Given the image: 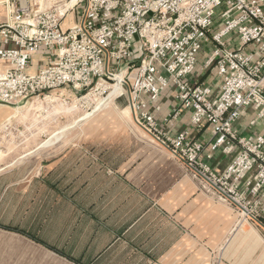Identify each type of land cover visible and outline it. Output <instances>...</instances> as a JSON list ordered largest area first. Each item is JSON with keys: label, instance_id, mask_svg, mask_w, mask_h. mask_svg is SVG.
Returning <instances> with one entry per match:
<instances>
[{"label": "built area", "instance_id": "2783aa9c", "mask_svg": "<svg viewBox=\"0 0 264 264\" xmlns=\"http://www.w3.org/2000/svg\"><path fill=\"white\" fill-rule=\"evenodd\" d=\"M49 6L43 8L44 3ZM7 0L9 20L0 24V104L19 107L56 91L110 89L124 72L121 93L135 123L165 145L228 202L264 226V0ZM223 7V10L219 9ZM79 10L77 22L65 20ZM233 35L235 39H230ZM233 41L238 45L234 46ZM211 52L202 72L222 78L217 93L197 76L198 56ZM42 49L47 62L35 69ZM136 52L141 55L137 56ZM173 88L195 129L211 126L207 159L234 155L216 173L201 160L203 143L188 132L161 137L149 106ZM250 109L243 135L239 120ZM175 112L167 123L179 116Z\"/></svg>", "mask_w": 264, "mask_h": 264}, {"label": "crops", "instance_id": "0c3cea01", "mask_svg": "<svg viewBox=\"0 0 264 264\" xmlns=\"http://www.w3.org/2000/svg\"><path fill=\"white\" fill-rule=\"evenodd\" d=\"M6 2L0 8V24L7 21ZM210 48L199 54L196 72L199 80L217 93L215 71L202 72ZM46 62L44 49L33 56L35 69ZM4 68L6 63L0 61V70ZM8 108L0 104V128L7 122ZM149 110L161 137L188 132L193 140L203 143L201 160L216 173L227 169L234 155L217 151L207 159L211 126L206 122L195 129L191 111L180 107L173 88L164 90ZM177 111L179 116L167 123ZM253 118L252 110L243 113L239 120L243 135L263 131L261 123L250 125ZM139 128L144 135L132 133V146L97 144L65 148L59 153L53 148L56 144L48 147L54 157L49 161L47 180L55 195L70 201L73 214H79L86 245L80 257L50 247L81 264H209L217 252L221 264H264V226L236 213L234 204L210 183L202 184L160 140ZM61 166H73L74 173L68 171L58 179Z\"/></svg>", "mask_w": 264, "mask_h": 264}, {"label": "rangeland", "instance_id": "374dc122", "mask_svg": "<svg viewBox=\"0 0 264 264\" xmlns=\"http://www.w3.org/2000/svg\"><path fill=\"white\" fill-rule=\"evenodd\" d=\"M3 1L0 2V8ZM49 5V2L44 3L43 8ZM220 10H223V7L217 12ZM78 12L79 10H75L73 16L65 20V28L77 22ZM6 15L8 21V12ZM229 38L235 39L233 35ZM233 45L237 46V41H233ZM136 55L140 56L141 53L136 52ZM214 76L219 87L222 78L217 74ZM109 93L110 89L100 87L89 93H66L62 90L54 92L45 100H39L38 103L32 100L19 107L8 108L7 117H10V121L8 126L0 131V168L8 167L0 170V225L23 231L48 246L51 244L73 256H81L86 245L82 241L80 216L73 214L70 201L55 195L50 187L47 180L48 168L54 155L50 156V148H38L41 142L49 139L53 131L67 123H74L87 114H91L88 120L80 125L75 124L65 134L64 140L53 147L57 148L58 153L65 148L97 144L132 146V142L129 143L131 134L140 137L144 132L133 122V112L128 111L130 115L123 112V108L128 106L126 100H115L118 110L122 112H115L110 108L95 111L98 102L107 98ZM32 104L42 105L43 110L39 108L40 110L28 111ZM22 115L26 118L21 117ZM76 152V156L80 157V151ZM72 167H58V179L65 177L68 171L72 175ZM75 169L79 170V167ZM198 178L203 184L204 180ZM234 207L240 215L241 210L235 205ZM218 254L219 252L210 259L209 264H221ZM0 264L74 263L25 235L0 228Z\"/></svg>", "mask_w": 264, "mask_h": 264}, {"label": "bare ground", "instance_id": "6f19581e", "mask_svg": "<svg viewBox=\"0 0 264 264\" xmlns=\"http://www.w3.org/2000/svg\"><path fill=\"white\" fill-rule=\"evenodd\" d=\"M2 0H0V2H1ZM6 0H4L3 2H5ZM2 2V3H3ZM23 2H24V4H25V2H26V0H23ZM1 3V4H2ZM115 80H116V82L114 83V84H111V86L109 87L110 88V93H109V95H108V97L107 98H105L104 100H100L99 102H98V105H97V108L95 109V111H101V110H105L106 108H110V110H116L117 112H122V111H120V109L118 110V107L115 105V98L121 93V90H122V87H121V85H122V83H123V80H124V72H122V73H120V74H118L117 76H116V78H115ZM55 100V99H54ZM39 102V100L38 101H35L34 103H38ZM43 102V101H42ZM38 104H32L31 105V107H30V109L28 110V111H30V110H32V109H36V110H38L39 108H41L42 109V105H38ZM57 108V107H56ZM49 109V108H48ZM40 110V109H39ZM43 110V109H42ZM115 111V112H116ZM132 112V110L130 109V107L129 106H126L125 108H123V112ZM47 112V111H46ZM108 112H109V110H108ZM129 112H128V114H129ZM94 113V112H93ZM92 113V114H93ZM96 113V112H95ZM123 114V113H122ZM91 114H87V115H83L79 120H77V121H75L74 123H67L66 125H64V126H61L58 130L56 129L55 131H53L52 133H51V135H50V137H49V139H47L46 141H44V142H41L40 144H39V148L38 149H40V150H44V149H47L49 146H51V145H55V144H57V143H61V141H63L64 140V138H65V134L69 131V129H71L73 126H75V124H77V125H80L82 122H84V121H86V120H88V118L89 117H91L90 116ZM127 115V114H126ZM130 115V114H129ZM128 116V115H127ZM17 117V116H16ZM21 117H25L24 115H22ZM26 118V117H25ZM126 118H131L132 119V117H126ZM133 118H134V115H133ZM26 120V119H25ZM44 120V119H43ZM10 121V117H8V119H7V122H5L4 124H3V126L0 128V131L1 130H4V128L5 127H7L8 126V122ZM133 122H134V120H133ZM135 123V122H134ZM137 126V125H136ZM138 127V126H137ZM31 128V127H30ZM29 128V129H30ZM144 130V129H143ZM32 153V152H31ZM29 154V153H28ZM11 165H13V164H11ZM6 166H10V165H6ZM6 168H8V167H3V168H0V170H4V169H6ZM240 214L242 215V214H245V215H248V216H250V213L249 212H247L246 210H243V212L241 211L240 212ZM246 222V221H245ZM244 226V225H243ZM242 226V228L244 229V231H246L247 230V227H246V225L243 227Z\"/></svg>", "mask_w": 264, "mask_h": 264}, {"label": "trees", "instance_id": "16d2710c", "mask_svg": "<svg viewBox=\"0 0 264 264\" xmlns=\"http://www.w3.org/2000/svg\"><path fill=\"white\" fill-rule=\"evenodd\" d=\"M0 228L5 229V230H8V231H11V232H15V233H19V234L25 235L26 237H28V238H30V239L36 241L37 243H40V244L46 246L48 249H50V250H52V251H55V252L58 253L59 255H61V256L65 257V258H67L69 261H71V262H73V263H75V264H81V262H80L79 260H75L74 258H71V257H69V256H65L63 253H61V252L55 250L54 248H51L50 246H48V245L45 244L44 242L38 240L37 238H35V237H33V236H31V235H29V234L23 232V231H20V230H18V229L11 228L10 226H2V225H0Z\"/></svg>", "mask_w": 264, "mask_h": 264}]
</instances>
